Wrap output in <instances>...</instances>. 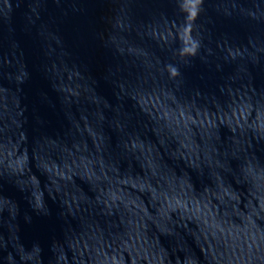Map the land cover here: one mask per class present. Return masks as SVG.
Returning a JSON list of instances; mask_svg holds the SVG:
<instances>
[{
	"label": "water",
	"instance_id": "95a60500",
	"mask_svg": "<svg viewBox=\"0 0 264 264\" xmlns=\"http://www.w3.org/2000/svg\"><path fill=\"white\" fill-rule=\"evenodd\" d=\"M0 264H264V0H0Z\"/></svg>",
	"mask_w": 264,
	"mask_h": 264
}]
</instances>
